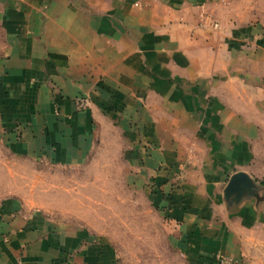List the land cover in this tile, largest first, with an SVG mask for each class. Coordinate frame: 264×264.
<instances>
[{
  "label": "crops",
  "instance_id": "crops-1",
  "mask_svg": "<svg viewBox=\"0 0 264 264\" xmlns=\"http://www.w3.org/2000/svg\"><path fill=\"white\" fill-rule=\"evenodd\" d=\"M109 130L192 264H248L264 202L224 191L245 173L264 192V0H0V264H119L7 172L86 164Z\"/></svg>",
  "mask_w": 264,
  "mask_h": 264
},
{
  "label": "rangeland",
  "instance_id": "rangeland-1",
  "mask_svg": "<svg viewBox=\"0 0 264 264\" xmlns=\"http://www.w3.org/2000/svg\"><path fill=\"white\" fill-rule=\"evenodd\" d=\"M118 136L99 131L88 161L80 166L12 160L7 172H13V190L50 218L106 238L119 264H192L176 239V228L167 223L148 189L134 180ZM253 168L264 188V133ZM260 199L264 202L263 191ZM242 239L248 264H264V221Z\"/></svg>",
  "mask_w": 264,
  "mask_h": 264
},
{
  "label": "water",
  "instance_id": "water-1",
  "mask_svg": "<svg viewBox=\"0 0 264 264\" xmlns=\"http://www.w3.org/2000/svg\"><path fill=\"white\" fill-rule=\"evenodd\" d=\"M224 199L229 207L251 199L261 202L260 188L249 175L237 173L230 178L224 191Z\"/></svg>",
  "mask_w": 264,
  "mask_h": 264
},
{
  "label": "built area",
  "instance_id": "built-area-1",
  "mask_svg": "<svg viewBox=\"0 0 264 264\" xmlns=\"http://www.w3.org/2000/svg\"><path fill=\"white\" fill-rule=\"evenodd\" d=\"M216 26H217V25H215V27H216ZM224 262H225V263H230L228 260H225Z\"/></svg>",
  "mask_w": 264,
  "mask_h": 264
}]
</instances>
